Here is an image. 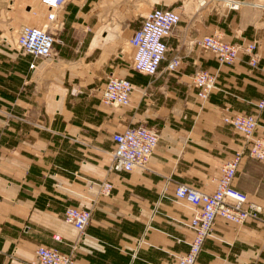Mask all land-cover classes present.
Returning <instances> with one entry per match:
<instances>
[{
	"label": "crops",
	"instance_id": "1",
	"mask_svg": "<svg viewBox=\"0 0 264 264\" xmlns=\"http://www.w3.org/2000/svg\"><path fill=\"white\" fill-rule=\"evenodd\" d=\"M65 6L70 13L71 0ZM82 8L79 3L77 13ZM67 16L55 55L35 59V69L31 54H20L12 38L0 35V264H29L41 244L70 254L78 233L65 223V210L91 207L95 200L73 264H177L194 237V212L174 198L177 184L212 192L222 163L246 147L223 122L221 108L229 104L233 112L256 115V134L264 135V108L258 107L264 99V1L226 16L207 13L196 32L244 44L259 40L257 69L244 50L234 63L220 64L214 52L198 54L196 47L180 66L183 73L143 74L133 70L134 49L126 44L138 25L121 51L108 56L109 24L96 28L85 45L86 54L101 47V56L75 66L72 60L82 56L69 50ZM190 31H176L168 41L178 46L187 34L194 36ZM78 38L76 50L86 35ZM193 61L217 76L218 89L205 102L198 88L187 85ZM112 73L133 82L130 105L105 104L94 90L93 83L104 87ZM140 122L161 133L149 169L110 172L112 134ZM104 180L115 184L110 196H98L96 183ZM234 185L263 207L260 219L237 225L218 217L197 264H264V160L246 152ZM56 233L61 241L53 239Z\"/></svg>",
	"mask_w": 264,
	"mask_h": 264
},
{
	"label": "built area",
	"instance_id": "2",
	"mask_svg": "<svg viewBox=\"0 0 264 264\" xmlns=\"http://www.w3.org/2000/svg\"><path fill=\"white\" fill-rule=\"evenodd\" d=\"M209 1L215 2L212 6L225 5L229 9H238L244 4L242 0ZM66 2L67 0H40L39 7L45 10L46 21L41 24L24 22L16 33L11 35L19 53L33 56L31 69L36 68L35 59L55 55V44L61 41L58 34L65 25L63 9ZM32 12L37 14L38 10L34 7ZM181 20L182 12L171 4L154 3L145 11L140 23L127 40V45L134 49L131 62L133 70L152 76L160 71L173 74L179 71L185 57L196 47L202 51L214 52L220 64L234 63L239 58L240 51L244 50L250 56L249 63L252 68H259L261 53L257 39L244 44L229 41L219 33H206L194 37L187 34L178 46H172L168 36L175 33ZM191 85L199 89L197 97L205 102L212 91L218 89L217 76L199 66L192 75ZM134 90L135 86L130 79L115 73L108 75L106 85L99 88L102 101L112 106L130 105ZM258 107L264 108V99L258 103ZM221 115L223 122L244 138L246 147L236 151L231 159L221 165V175L217 178V185L212 192L202 191L181 182L177 184L176 198L189 204L194 212L190 222L194 237L189 243L188 252L179 256L177 264H197L204 242L213 234L218 217L243 225L250 218L260 219L263 211L261 205L249 201L248 194L234 185L238 168L246 152L251 158L264 160V135L256 134L259 127L258 117L250 113L233 112L229 104L221 108ZM160 138L161 133L157 128L144 124L128 126L122 131L114 132L112 134L114 148L111 152L112 163L109 171L148 170ZM96 184L98 196H110L115 186L109 180ZM95 206L96 200L91 207L66 208L64 221L78 233L70 254L62 252L56 246L41 244L36 248L29 264H73L77 243L87 235L86 231ZM53 239L61 241L62 236L56 233Z\"/></svg>",
	"mask_w": 264,
	"mask_h": 264
},
{
	"label": "rangeland",
	"instance_id": "3",
	"mask_svg": "<svg viewBox=\"0 0 264 264\" xmlns=\"http://www.w3.org/2000/svg\"><path fill=\"white\" fill-rule=\"evenodd\" d=\"M13 5H11V2ZM245 3L251 2H263L264 0H242ZM214 1L204 0V2H200V0H82L79 2L77 0H71L72 6L69 7L71 10L68 13V9L65 6L63 9V15L66 19V15H70L67 18V28H68V43H69V50L79 53L77 59L81 55L82 57L79 60H72L74 61L73 64L78 66L80 64H85L90 60L96 62L97 58L101 56L102 48L98 47L94 53L86 54L85 53V45L86 42L88 43V39L91 34L94 33L96 28L100 27L103 24H109L113 28L110 29V37L106 40H110L109 48H111L109 55H115V48L121 49L123 48V44L131 34L134 27H136L145 11L155 4H163L176 7L177 10L182 12V20L179 26L175 29L176 31L181 30H189L191 29V33L194 36H197L201 29L199 25H203L205 22V16L207 13L210 14H221L222 16H226L231 9L227 6H212ZM79 3L83 4V12L77 13V8ZM215 3V2H214ZM40 0H0V35H4L11 38L12 31L16 33V30L22 25L24 22H36L34 24H41L46 21V15L42 8L39 7ZM242 4L241 6H243ZM240 6V7H241ZM35 9L38 10L37 14H34L32 11ZM240 9V8H238ZM233 10V9H232ZM199 24V25H198ZM65 26V25H64ZM64 29V28H63ZM62 29V30H63ZM61 32V31H60ZM59 32V33H60ZM185 32V33H186ZM79 33L85 34L86 39L84 43L76 50L77 42L79 40L78 35ZM193 36V37H194ZM124 41V42H123ZM127 44V40H126ZM202 50H198V54H201ZM21 54V53H20ZM198 54L196 55L197 57ZM24 55V54H23ZM201 57V56H200ZM44 59V58H41ZM101 60H99L100 68H97L98 72H101L102 64ZM194 62V70L188 77L189 80L187 85H191L192 75L194 74L196 68L202 66L204 68V64L201 61ZM183 73V68H180L179 71ZM175 72V73H177ZM185 72V69H184ZM33 75V72L30 71V78ZM33 85H35V81H32ZM97 83V82H96ZM95 86V91L99 90V85ZM144 124V123H139ZM145 125V124H144ZM223 164V163H222ZM176 200V196H174ZM180 201V200H178ZM184 202V201H183ZM190 227V224H189ZM34 257V255H33ZM32 257V258H33ZM31 258V259H32ZM30 259V260H31ZM29 260V262H30Z\"/></svg>",
	"mask_w": 264,
	"mask_h": 264
},
{
	"label": "bare ground",
	"instance_id": "4",
	"mask_svg": "<svg viewBox=\"0 0 264 264\" xmlns=\"http://www.w3.org/2000/svg\"><path fill=\"white\" fill-rule=\"evenodd\" d=\"M200 2H204V0H200ZM34 13V12H33Z\"/></svg>",
	"mask_w": 264,
	"mask_h": 264
}]
</instances>
